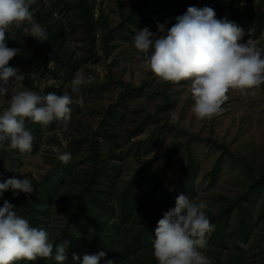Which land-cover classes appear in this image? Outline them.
<instances>
[{
  "label": "rangeland",
  "instance_id": "1",
  "mask_svg": "<svg viewBox=\"0 0 264 264\" xmlns=\"http://www.w3.org/2000/svg\"><path fill=\"white\" fill-rule=\"evenodd\" d=\"M67 1L77 6L78 0ZM145 1L90 0L96 16L102 14L108 18V24H102L97 32L96 50L102 55L99 61L88 59L89 47L78 9L65 11L64 3L60 0L43 2L54 8L64 25L62 59L53 57L44 63L37 44L40 41L31 37L27 22L20 28L14 27L8 34L10 40L21 42L28 49L29 57L20 59L14 66L25 74L24 87L39 94L48 93L49 90L58 95L68 93L73 101L70 105V131L64 133L63 122L60 121H53L47 128L42 127L37 152L32 150L30 154H22L14 149L15 160L8 159L5 164L10 173L9 178L26 176L32 181L42 180L56 164L58 153L65 152L75 138L93 135L106 114L119 105L122 110L116 131L125 155L117 190L121 191L150 162V174L162 176L165 185L164 190L148 200V205L156 207L168 200V193L173 192L184 169L192 165L190 174L194 194L191 199L204 202L206 213L216 214L229 200L236 199L243 192L250 170L257 175L264 173V85L253 89H230L226 93L228 99L222 105L221 113L211 119L196 118L191 111L194 101L189 82H165L144 70L137 59L140 54L134 47V36L139 29H156L157 23L165 21H168L166 27L170 28L175 21L163 19L156 10L151 9L148 14L150 21L145 27L128 23L120 28L123 18ZM229 4H233L231 0H227L226 6ZM149 7L152 8L151 4ZM236 7L233 5V8ZM107 31H113L114 35L108 54L102 41V34ZM261 43H264V32L256 42L257 45ZM78 60L84 63L73 73L68 64ZM76 76L81 77L84 84L73 91L71 81ZM122 83L135 91L133 96L125 100L123 95L128 93ZM20 90L23 89L17 88L15 83L11 84L8 99ZM167 98L171 101V107L161 109ZM7 106V103L0 105V111ZM145 119L146 127L142 132L135 133ZM100 140L102 145L103 140ZM226 148L230 153L223 155L216 169ZM84 152L86 156L87 146ZM89 165L85 158L78 168L86 169ZM155 183L152 177L142 184L141 199L149 198ZM68 217L69 213L63 205L52 206L48 223L52 241L65 226ZM213 232L212 225V230L207 234L206 254L212 264H225L237 245L228 241L224 249H212L209 240ZM242 254L244 264H264V221L255 227Z\"/></svg>",
  "mask_w": 264,
  "mask_h": 264
},
{
  "label": "trees",
  "instance_id": "2",
  "mask_svg": "<svg viewBox=\"0 0 264 264\" xmlns=\"http://www.w3.org/2000/svg\"><path fill=\"white\" fill-rule=\"evenodd\" d=\"M60 1L64 3L65 11L78 9L88 42V59L101 60L102 55L96 50L97 32L102 24H108V18L102 14L96 16L94 5L90 0H78L76 7L67 0ZM226 2L227 0H146L135 6L129 15L123 18L120 28L128 23L145 27L150 21L148 14L152 10H156L157 15L163 19L175 21V18L184 14L190 6L198 9L207 6L216 11L218 19L227 17L244 29L246 35L242 42L252 39L256 43L260 40L264 32V0H231L233 4L228 6ZM233 5L237 7L233 8ZM32 7L36 9L34 19L46 29L48 34L47 41L37 43L44 63L53 57L62 59L65 28L59 14L56 15L54 8L47 6L43 0H36ZM150 31L157 32V28ZM112 32L107 31L102 34L106 54L109 53L110 43L114 39ZM8 46L22 48L21 54L9 61V66H15L20 59L29 57L27 47L21 42H13L9 38ZM257 46L264 48V43ZM83 63L78 60V62H69L68 65L74 73ZM121 85L127 88L125 91L128 93L123 95V100L133 96L135 91L123 83ZM115 107H117L115 110L112 109L106 114L93 135H81L71 142L65 150L71 153V161L65 164L57 160L42 180L33 181L35 190L32 194L21 193L16 198H13L11 192H6L4 195V199L16 205L18 214L27 219L33 227H44L47 230L52 206L60 204L65 207L69 213L68 221L52 242L54 251L56 245L68 242L66 264H74L73 254L82 261L84 255L98 254L101 251L106 253L105 259H113L115 264H158L152 247L158 220L162 218L163 213L175 207V200L179 194H185L190 198L194 194L193 179L190 174L193 166L189 165L184 169L173 192L168 193L166 202L156 207L148 205L149 199L165 189L162 176L150 174V162L145 165L146 168L138 171L121 191L117 190L125 154L116 131V123L122 108H119V105ZM170 107L171 101L167 98L161 109ZM146 121L145 119L139 124L135 133L143 131L147 125ZM26 124L34 136L33 151L37 152L42 138V126L27 120ZM100 139L103 140L102 145ZM13 151L14 149L7 146L5 150L0 151V182L10 177L5 164L8 159L15 160ZM229 153L227 148L223 150L216 169L219 168L223 155ZM85 158L90 164L89 167L78 168ZM152 177L156 181L155 186L149 193V198L141 199V186ZM2 203L3 200H0V205ZM207 215L211 225L214 226V232L209 240L210 247L220 251L227 247L228 241H233L237 248L235 252L229 254L225 264H244L242 250L249 242L255 227L264 221V173L257 175L250 170L247 175V186L243 192L236 199L229 200L220 212L213 214L207 211ZM80 261L76 264H80ZM15 264H58V262L52 258H38L34 262L20 260Z\"/></svg>",
  "mask_w": 264,
  "mask_h": 264
},
{
  "label": "clouds",
  "instance_id": "3",
  "mask_svg": "<svg viewBox=\"0 0 264 264\" xmlns=\"http://www.w3.org/2000/svg\"><path fill=\"white\" fill-rule=\"evenodd\" d=\"M36 0H0V151L6 146L22 154L33 150L34 136L26 120L47 128L53 121L63 122L62 131L68 133L72 120V97L54 92L39 94L24 87L25 74L9 61L20 55L22 48L8 46V34L24 22L30 25L31 37L44 42L48 34L34 19ZM157 23V32L145 27L134 36V47L140 54L144 70L171 83L188 81L194 101L191 111L198 119H211L223 111L230 89H253L264 85V48L252 40L242 42L244 29L227 17L217 18L212 7L194 6L175 18L170 28ZM23 89L10 96V85ZM84 80L76 76L71 81L73 91ZM60 162L72 159L70 152L57 154ZM35 187L32 179L13 176L0 182V264L16 261L34 262L52 258L58 264L68 260V242L55 246L49 231L33 227L17 212V207L4 199L11 191L13 198L21 193L30 195ZM173 190V189H170ZM212 230L206 204L185 194H179L175 207L158 220L152 241L153 255L158 264H212L206 254L207 234ZM106 253L84 255L82 261L72 255L76 264H115L105 259Z\"/></svg>",
  "mask_w": 264,
  "mask_h": 264
}]
</instances>
